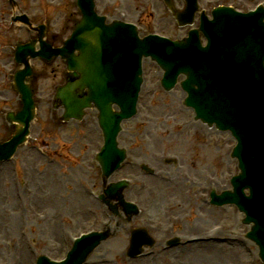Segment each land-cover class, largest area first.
<instances>
[{
	"label": "rangeland",
	"instance_id": "374dc122",
	"mask_svg": "<svg viewBox=\"0 0 264 264\" xmlns=\"http://www.w3.org/2000/svg\"><path fill=\"white\" fill-rule=\"evenodd\" d=\"M17 3L21 10L30 12L31 0H17ZM136 6L137 2L131 6L133 13L138 10ZM52 12L49 19L53 29L48 34L58 45L69 34L64 27V14L71 10L59 4ZM11 14L7 1L0 0V26L4 27L0 33V142L12 133L4 123L5 111L18 107L11 83V74L17 69L12 47L30 36L26 28L9 24ZM166 28L158 32L171 38L186 34V29L178 30L173 25ZM149 32L143 29L141 35ZM31 64L36 118L31 123L27 143L11 159L0 163V264H34L39 254L59 259L72 237L88 229H100L109 218L107 210L95 198L101 180L93 155L102 144L95 111L87 110L81 122L60 123L59 111L53 110L51 103L55 87L63 82L64 64L59 59L50 64L34 59ZM159 73L157 65L149 60L143 62L138 113L123 122L118 138L127 149V161L112 177L131 180V187L124 195L136 202L141 212L129 223L123 221L124 216L113 219L106 229L111 237L93 251L88 264L169 262L173 252L127 262L125 251L130 229L146 225L145 222L163 227L178 218L175 220L182 231L190 227L215 230L214 226L219 225L222 229L226 226L246 230L236 221L235 207L214 208L206 203L209 191L220 192L227 187L229 174L236 170L235 161L229 157L233 145L230 135L194 122L192 111L181 105L183 93L178 86L168 93L161 90ZM169 157H174L177 165L166 164L163 159ZM142 163L153 167L156 175L143 174L139 168ZM13 225L14 230L10 229ZM245 246L249 248L247 252L255 253L253 245ZM223 248L228 252L236 250L227 245ZM209 250L184 251L176 256L177 264H223L221 260L209 259ZM246 255L243 252L231 264H241ZM228 258H224V263Z\"/></svg>",
	"mask_w": 264,
	"mask_h": 264
},
{
	"label": "water",
	"instance_id": "95a60500",
	"mask_svg": "<svg viewBox=\"0 0 264 264\" xmlns=\"http://www.w3.org/2000/svg\"><path fill=\"white\" fill-rule=\"evenodd\" d=\"M83 13L84 19L76 25L70 39L64 43L62 48L52 49L50 45L40 39L41 50L38 53L33 52V45H28L27 47H23L22 52L17 56V60L25 64L26 62L22 58L24 54L31 56L38 54L46 59L60 55L66 60L68 68L75 70L78 73V78L59 88L55 97L68 110L70 106L72 109L76 106L81 111V109L87 106V101L81 98L79 92L76 91V89H81L83 85H87L90 89V94L88 95L90 99L97 101L102 96L107 84L105 83V75L102 71L101 56L103 51H110V49L117 51V58L118 60L121 58V61L124 60L123 50L127 49L131 55L137 54L140 57L150 55L165 70H168L171 66L189 68L188 71L184 72L186 80L183 82V87L188 90L190 95L187 102L197 109V118H208L221 126L228 113L235 109L242 90L233 85H226V83L218 80V76L224 67L217 59V56L226 52V50L221 47L212 46L215 37H219L223 31V23L216 25L218 35L214 33V28L203 27V31L209 41V46L204 50L199 49L193 43V38L179 43L142 42L141 40L136 41L129 33L123 39H120L118 34V39H114L112 43L108 44L114 29L103 28L98 19L96 21L90 18L92 15L88 7H84ZM115 25L117 24L113 23L111 27L114 28ZM91 27L95 28L90 29ZM115 29L119 30L120 28ZM40 35L42 36L43 32ZM75 50L78 51V55L74 54ZM131 57L129 56V58ZM26 74H29L27 65L24 70L19 71L15 76V86L21 95L22 109L14 117L18 125L14 137L8 143L10 146L9 151L11 152L18 144L25 140L29 122L34 112L32 92L30 87L24 84L23 80ZM113 81L114 79H111L110 82ZM192 83L197 85V89L194 90L191 87ZM244 106L245 104L242 103L241 107ZM100 112L101 114H106V106L102 107ZM232 155L238 157L239 169L242 170V174L233 180L235 191L234 194L228 197L238 204L241 209L247 211V217L255 223L249 235L258 244H261L263 240L260 234H264V193L261 185L258 184L260 181L253 169V160L245 143L241 141L235 152L233 150ZM244 186H248L251 189V195L248 200L252 198V203L246 204L242 202L239 193ZM102 238L104 237L100 236V239ZM93 242L94 237L92 240L84 243L81 248L76 247L66 264H80L85 251L91 248ZM262 252L264 251L260 248V256L263 258L264 253L262 254ZM40 264L46 263L40 261Z\"/></svg>",
	"mask_w": 264,
	"mask_h": 264
},
{
	"label": "bare ground",
	"instance_id": "6f19581e",
	"mask_svg": "<svg viewBox=\"0 0 264 264\" xmlns=\"http://www.w3.org/2000/svg\"><path fill=\"white\" fill-rule=\"evenodd\" d=\"M117 201H115L114 205L116 208L117 205ZM156 207L153 208V212L156 213ZM159 211V208H158ZM160 212V211H159ZM123 215L119 212L117 218L120 219L122 218ZM135 219V217H134ZM17 226V224H16ZM10 229H15L14 225L10 228ZM230 243H225V244H220V243H214V242H209V243H205V244H198V245H204V248H209V259H211L214 262H219L221 260V262H223V264H231L232 259H235L236 257H241L243 255V252H241L238 247L236 248V250H231L230 252L226 251L223 247L225 245H228ZM197 253V252H196ZM206 253V252H205ZM202 255H204V253H200ZM229 257L228 258V262L226 261L224 263V258ZM209 264H214L213 262H209Z\"/></svg>",
	"mask_w": 264,
	"mask_h": 264
}]
</instances>
